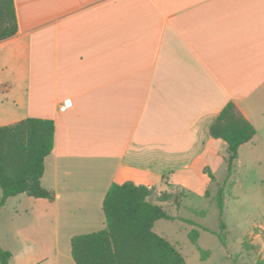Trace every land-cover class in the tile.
<instances>
[{
	"label": "crops",
	"instance_id": "obj_1",
	"mask_svg": "<svg viewBox=\"0 0 264 264\" xmlns=\"http://www.w3.org/2000/svg\"><path fill=\"white\" fill-rule=\"evenodd\" d=\"M15 6L19 30L0 41V126L54 120L42 177L54 198L22 193L0 208L9 264H76L67 243L105 228L110 185L143 184L158 201L157 193L169 191L156 182L175 184L215 144L210 125L228 102L255 125L252 100L264 92V0ZM21 195L27 207L11 212Z\"/></svg>",
	"mask_w": 264,
	"mask_h": 264
},
{
	"label": "trees",
	"instance_id": "obj_2",
	"mask_svg": "<svg viewBox=\"0 0 264 264\" xmlns=\"http://www.w3.org/2000/svg\"><path fill=\"white\" fill-rule=\"evenodd\" d=\"M19 30L15 0H0V41L12 37ZM257 134L256 126L230 101L210 125V135L227 143L228 177L238 159L240 147ZM55 145V122L52 119L28 117L0 126V208L7 199L19 194L53 199V191L45 188L42 177L45 160ZM214 182L209 167L205 169ZM154 188L132 181L113 182L103 201L105 228L71 239L76 264H186L184 256L168 239L154 231L159 219H175L164 206L152 198ZM186 195L184 191L163 192L158 201H169ZM221 212L225 205L224 188L212 196ZM199 213V212H197ZM205 215V212H200ZM222 230L225 224H221ZM191 239L198 244L199 231L192 230ZM225 243V234H219ZM202 251L203 260L209 252ZM12 253L0 246L1 264H9ZM260 264H264L261 262Z\"/></svg>",
	"mask_w": 264,
	"mask_h": 264
},
{
	"label": "rangeland",
	"instance_id": "obj_3",
	"mask_svg": "<svg viewBox=\"0 0 264 264\" xmlns=\"http://www.w3.org/2000/svg\"><path fill=\"white\" fill-rule=\"evenodd\" d=\"M255 97L256 100H252V113L257 134L240 147L230 177L227 143L216 139L192 171L174 177L175 184L168 186L160 180L156 182L157 189L186 193L178 199V203L175 198L168 203L157 201L176 218H162L154 224V231L175 245L186 264L264 262V92ZM205 166L213 172L214 182L209 179ZM220 187L224 188L223 212L213 197L205 195L209 189L214 196ZM160 196L157 193L155 198ZM27 198L21 195L10 201L11 212L27 207ZM200 212H205V215H200ZM2 221L3 217L0 216V230L4 233ZM222 222L225 224L224 230L221 228ZM194 229L199 231L198 244L190 236ZM220 233L225 234V243ZM67 245L71 247L70 243ZM201 249L209 252L206 260H203Z\"/></svg>",
	"mask_w": 264,
	"mask_h": 264
},
{
	"label": "built area",
	"instance_id": "obj_4",
	"mask_svg": "<svg viewBox=\"0 0 264 264\" xmlns=\"http://www.w3.org/2000/svg\"><path fill=\"white\" fill-rule=\"evenodd\" d=\"M65 109H66V106H65V105H63V106H62V110H65Z\"/></svg>",
	"mask_w": 264,
	"mask_h": 264
}]
</instances>
